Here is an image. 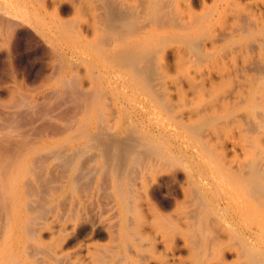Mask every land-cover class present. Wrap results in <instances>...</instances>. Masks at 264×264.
<instances>
[{
	"label": "bare ground",
	"instance_id": "bare-ground-1",
	"mask_svg": "<svg viewBox=\"0 0 264 264\" xmlns=\"http://www.w3.org/2000/svg\"><path fill=\"white\" fill-rule=\"evenodd\" d=\"M28 29L52 106L0 113V264H264V0H0V52Z\"/></svg>",
	"mask_w": 264,
	"mask_h": 264
},
{
	"label": "rangeland",
	"instance_id": "rangeland-1",
	"mask_svg": "<svg viewBox=\"0 0 264 264\" xmlns=\"http://www.w3.org/2000/svg\"><path fill=\"white\" fill-rule=\"evenodd\" d=\"M27 31H28L27 35H24L23 37H19V39L13 40L12 44L10 43V45H9L10 49H9V47L7 48L8 51L3 50V52H0L1 55L4 54V55L0 56V93H2V94H0V103L4 102V104H2V106H4L5 104L9 105L8 100H9L11 92H13L12 91L13 89L16 90V92L14 91V93L20 94L21 95L20 97H22V98L25 95L24 93H26V94L29 93V98H28L29 106L35 105V103L38 102V105H41L40 107L41 108L43 107V109L41 110V108L39 107V108H37L38 111L35 110L36 114H38V116L35 114L34 110L32 111L31 108H29V110L31 109V112H30V114H28L29 113L28 107H25L26 113L24 111V107L22 109L23 111L21 109H18V111H16V112L19 113V111H20V113L18 114V117L20 119L23 118L22 121H24V123L26 121H28V123H26V125L27 124L28 125L25 126L24 130H27V129L31 130V128H33V127L36 129V127L41 126V121H42V118H44V117L41 115L42 118L40 120L41 116H39V115L42 113L44 114V112H43L44 109H45L44 111H46V109H49L48 107L52 106L49 103L44 102L45 100L43 99V96L45 95L44 93H47V91H51V93H53L52 90H48L46 87L41 86L42 82L48 76L49 69L51 68L50 66H51V61H52V59H51L52 55L49 54V53H51L49 48H47V46L44 44V42L41 41V39L37 36V34L32 29H28ZM17 40H18V43H16ZM4 56L5 57L7 56V57L4 58ZM1 58H3V60ZM18 89H19V92L17 91ZM8 91H10V94ZM20 91H21V93H20ZM36 91L38 92V94ZM4 92L7 95H5ZM42 92H43V94H42ZM34 93L37 94V97ZM39 94H42L43 96H41ZM47 94H49V92ZM1 95H3V96H1ZM50 95H53V94H50ZM27 97H28V94H27ZM38 97H40V98L38 99ZM24 98H26V97H24ZM59 99H61V98H59ZM54 100L57 101L59 104L63 105L62 107H64V108H62V110H61L62 112L67 111L65 108L66 107L65 103H63L64 101L62 99H61L62 102H61V100H58L57 97ZM30 101H31V103H30ZM41 102L44 103L43 106H42ZM45 104L46 105L48 104V107ZM60 109L58 110L59 112H60ZM67 109H69V107ZM0 110H1L0 113L2 112V114L4 112H7V111L9 113L12 112V111H10L12 109L8 108L7 106H6V109H5V107L1 108V106H0ZM39 110H41L42 113L40 112V114H39L38 113ZM8 112H7V114H9ZM22 112H23V114L24 113L25 114L24 115L22 114V116H20V114ZM35 115L38 118L37 117L35 118ZM28 116H30V117H28ZM24 118L25 119L27 118V119L25 120ZM29 119H32L33 121H31ZM37 119L40 122L39 121L37 122ZM33 123H34V125H33ZM36 123H37V125L35 126Z\"/></svg>",
	"mask_w": 264,
	"mask_h": 264
}]
</instances>
